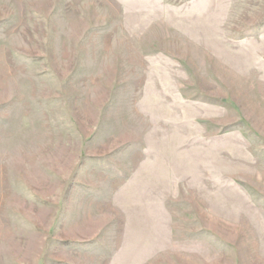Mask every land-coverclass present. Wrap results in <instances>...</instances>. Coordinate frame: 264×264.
<instances>
[{
	"label": "rangeland",
	"instance_id": "rangeland-1",
	"mask_svg": "<svg viewBox=\"0 0 264 264\" xmlns=\"http://www.w3.org/2000/svg\"><path fill=\"white\" fill-rule=\"evenodd\" d=\"M0 264H264V0H0Z\"/></svg>",
	"mask_w": 264,
	"mask_h": 264
}]
</instances>
